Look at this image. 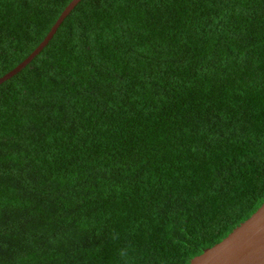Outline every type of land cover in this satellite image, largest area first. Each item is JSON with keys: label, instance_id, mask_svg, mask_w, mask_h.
Segmentation results:
<instances>
[{"label": "trees", "instance_id": "16d2710c", "mask_svg": "<svg viewBox=\"0 0 264 264\" xmlns=\"http://www.w3.org/2000/svg\"><path fill=\"white\" fill-rule=\"evenodd\" d=\"M73 0H0V79ZM264 205V0H83L0 86V264H191Z\"/></svg>", "mask_w": 264, "mask_h": 264}, {"label": "water", "instance_id": "95a60500", "mask_svg": "<svg viewBox=\"0 0 264 264\" xmlns=\"http://www.w3.org/2000/svg\"><path fill=\"white\" fill-rule=\"evenodd\" d=\"M83 0L73 2L63 12L44 42L15 70L0 79V86L29 66L49 45L59 28ZM191 264H264V205L223 242L206 250Z\"/></svg>", "mask_w": 264, "mask_h": 264}]
</instances>
